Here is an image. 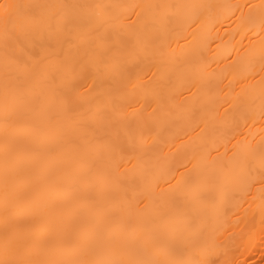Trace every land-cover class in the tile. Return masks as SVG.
<instances>
[{
  "label": "snow or ice",
  "instance_id": "snow-or-ice-1",
  "mask_svg": "<svg viewBox=\"0 0 264 264\" xmlns=\"http://www.w3.org/2000/svg\"><path fill=\"white\" fill-rule=\"evenodd\" d=\"M143 7L0 0V264H234L209 243V222L259 201L264 225V136L248 140L255 113L239 93L219 105L216 123L192 114L211 137L210 170L189 169L180 151L153 162L168 159L163 134L175 119L172 80L147 62L164 21ZM248 7L264 31V0Z\"/></svg>",
  "mask_w": 264,
  "mask_h": 264
},
{
  "label": "bare ground",
  "instance_id": "bare-ground-1",
  "mask_svg": "<svg viewBox=\"0 0 264 264\" xmlns=\"http://www.w3.org/2000/svg\"><path fill=\"white\" fill-rule=\"evenodd\" d=\"M37 3H79L101 5H141L143 11L164 22L159 26L156 47L147 62L159 63V75L172 80L174 123L165 130L169 137L168 146L153 162L164 166L173 160L172 153H186L191 159L189 169L208 171L212 162L205 154V144L211 137L201 135L195 127L192 114H205L210 123L218 122L216 109L225 99L232 100L239 93L254 113L255 123L249 120L244 127L247 138L256 145L264 136V123L260 121L261 82V38L264 31L259 25V9L248 5H259L261 0H30ZM172 6V7H166ZM141 9H137L140 11ZM116 14L125 16L127 11L114 9ZM171 17V22L167 18ZM239 18V19H238ZM4 54L0 47V98H2ZM229 81H233L229 85ZM197 87L189 90V83ZM227 107V105H224ZM223 113V108H219ZM175 137H179L176 139ZM183 141V143L181 142ZM159 144V138L156 140ZM147 144H153L149 139ZM231 147V145H228ZM149 154L152 148L146 149ZM223 152V149H220ZM216 153L213 152L212 156ZM3 109L0 103V258H3ZM139 171V169H138ZM180 171H184L183 168ZM146 186V185H145ZM167 187V185H161ZM157 191H159L157 189ZM231 207V205H229ZM243 207H231L227 217L210 221L209 243L222 258L234 264H264V231L261 224L259 201L245 213ZM211 215V213H210ZM239 218V224L236 223ZM226 229V230H225Z\"/></svg>",
  "mask_w": 264,
  "mask_h": 264
}]
</instances>
